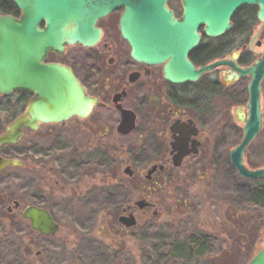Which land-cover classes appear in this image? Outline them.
<instances>
[{"label":"rangeland","instance_id":"obj_1","mask_svg":"<svg viewBox=\"0 0 264 264\" xmlns=\"http://www.w3.org/2000/svg\"><path fill=\"white\" fill-rule=\"evenodd\" d=\"M21 98L12 96L7 99L10 105L0 110V131L13 112H21L22 105H16ZM261 98L262 129L244 155L249 168L264 167V81ZM89 122L72 119L61 125H41L6 147L25 161L22 168L0 174V191H12L7 202H20L14 215L38 203L53 215L59 231L54 236L41 235L25 219L16 217L9 225L0 216V264H166L173 241L197 235L209 237L213 251L196 264H248L264 245V210L247 205L241 197L240 185L252 182L240 178L229 164L232 140L219 173L201 178L200 174L174 173L170 184L157 189L160 173L151 181L142 177L146 171L141 173L139 167L135 133L104 141L85 131ZM105 146L110 159L107 168L100 165L103 158L98 153ZM126 166L134 171L132 176L124 173ZM205 182L219 186V216H214L216 205L209 210L198 193ZM186 183H192V189ZM142 185L148 201L162 209L156 216L151 211L135 216L136 226L124 229L118 221L119 208L131 198L132 188Z\"/></svg>","mask_w":264,"mask_h":264},{"label":"flooded vegetation","instance_id":"obj_2","mask_svg":"<svg viewBox=\"0 0 264 264\" xmlns=\"http://www.w3.org/2000/svg\"><path fill=\"white\" fill-rule=\"evenodd\" d=\"M167 6L176 19H181L182 0H168ZM121 13L122 9L116 10L97 20L96 27L100 29L101 35L95 45L90 47L81 44L66 45L62 52H48L46 55L45 63H57L70 68L85 93L96 100L86 118L75 116L67 121L72 119L80 122L90 121L84 126L85 131L104 141L135 133L141 173L146 171V175L156 166L150 179H146L143 174L142 177L151 181L160 173L162 180L155 184L157 189L170 184L168 179L170 180L174 173L202 175H199V178L207 173H219L228 144L232 140L235 146L238 145L243 136L242 123L236 118L235 110L243 108L247 113L248 84L251 77L239 76L235 66L244 70L264 53V24L256 17L257 7L248 5L240 7L230 18L231 28L217 37H208L204 26H200L199 42L187 54V59L194 70L198 72L213 63H224L201 72L195 80L179 82L166 78L164 71L168 64L167 59L148 64L131 56V47L120 33ZM0 16L18 18L20 12L10 0H0ZM40 26L43 27V24ZM14 95L23 98L16 102V105H22V110L18 114L13 112V117L6 126L23 113L33 99V94L29 91L13 92L8 96L0 95L2 99L0 107L9 106L7 99ZM122 110L131 112L135 117L134 129L128 134L117 132V127L122 121ZM41 125L46 124H40L38 129ZM6 126L0 134L5 131ZM26 132L34 131L24 129L23 137ZM11 146L14 145L1 146L0 156L16 158V155L6 149ZM232 149L228 151L227 157L234 169L230 161ZM98 153L103 158L101 162L99 161L100 165L103 164L104 168L110 166L109 150L106 146ZM11 168L15 169L9 166L0 174ZM260 168L264 167L249 169ZM247 180L252 182L250 186L253 189L257 184H264L263 179ZM208 184L199 187L202 190L198 193L206 208L210 206V210L216 205L217 211L214 216H219V186L213 187ZM186 187L188 190L192 189L193 184L186 183ZM192 194L193 191H190L188 196L192 198ZM11 197V190L5 188L0 191V201L5 199L0 203L1 220L8 222L9 225L16 217L25 219L30 224L22 214L27 206L35 205L47 210L38 203H30L21 210L19 216H15L14 211L19 209L20 202L12 200L10 204L7 201ZM130 197L128 202L119 208L118 216L130 214L145 216L150 211L152 216H156L162 209L148 201L149 196L143 185L133 187ZM214 197H218V200ZM139 200H144L147 205L139 208L136 205ZM187 200L186 197L183 199L185 207L188 204ZM4 202L6 206L2 205ZM15 202H18L17 207L14 206ZM249 206L264 210L262 205ZM192 215L193 209L189 208V216ZM122 228L126 229L124 226Z\"/></svg>","mask_w":264,"mask_h":264},{"label":"water","instance_id":"obj_3","mask_svg":"<svg viewBox=\"0 0 264 264\" xmlns=\"http://www.w3.org/2000/svg\"><path fill=\"white\" fill-rule=\"evenodd\" d=\"M20 16H0V95L29 91L33 99L23 113L13 119L0 134V147L16 145L24 129L35 131L40 124L64 123L72 117L86 118L96 100L89 97L70 68L45 63L48 52L60 53L66 45H95L101 35L97 20L122 9L119 28L136 60L148 64L168 60L167 79L175 82L195 80L201 72L213 69L216 62L196 72L187 54L199 42L198 28L204 26L208 37H217L231 28L230 18L242 6L257 7V19L264 24V0H182L183 13L176 19L168 8V0H10ZM43 24V27L40 24ZM236 57V55H234ZM239 76L249 75L247 113L235 110L242 123L243 136L230 152V161L244 179H263L264 168L249 169L244 154L260 133L263 125L261 83L264 79V53L246 69L235 66ZM122 110L120 134L134 129L135 117ZM24 161L0 156V172L11 166L20 168ZM156 166L147 172L150 179ZM124 173L133 174L127 166ZM139 208L147 205L136 202ZM18 206V202L14 203ZM32 230L54 236L59 225L47 210L35 205L23 209ZM119 223L133 228L137 221L132 214L119 216ZM248 264H264V245Z\"/></svg>","mask_w":264,"mask_h":264},{"label":"trees","instance_id":"obj_4","mask_svg":"<svg viewBox=\"0 0 264 264\" xmlns=\"http://www.w3.org/2000/svg\"><path fill=\"white\" fill-rule=\"evenodd\" d=\"M2 101V99H0ZM4 109L2 106L0 110ZM240 194L248 205H262L264 207V184L240 185ZM211 239L197 235L183 241H173L167 251L169 262L166 264H196L198 259L213 251Z\"/></svg>","mask_w":264,"mask_h":264}]
</instances>
